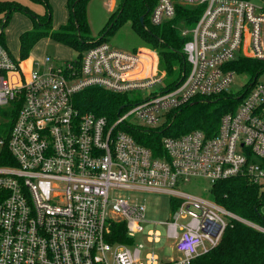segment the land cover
<instances>
[{"label": "built area", "instance_id": "2783aa9c", "mask_svg": "<svg viewBox=\"0 0 264 264\" xmlns=\"http://www.w3.org/2000/svg\"><path fill=\"white\" fill-rule=\"evenodd\" d=\"M106 4L113 11L115 0ZM179 11H191L195 23L182 30L188 67L177 80L155 49L126 51L103 40L80 61L45 57L29 71V56L15 59L0 43V264H162L154 252L143 255L139 235L180 253L166 264H190L219 244L231 219L252 225L181 187L205 179L211 195L214 184L234 177L264 185L258 76L248 75L214 135L163 137L156 157L130 134L165 127L198 97L230 93L245 75L229 68L233 62L264 61V0H157L148 19L159 26ZM90 87L126 95L115 120L75 107L74 96ZM122 190L169 197L164 234L144 231L146 205L114 196ZM116 223L126 224L128 243L107 240Z\"/></svg>", "mask_w": 264, "mask_h": 264}, {"label": "trees", "instance_id": "16d2710c", "mask_svg": "<svg viewBox=\"0 0 264 264\" xmlns=\"http://www.w3.org/2000/svg\"><path fill=\"white\" fill-rule=\"evenodd\" d=\"M33 1L45 5L46 10L43 15L32 12L16 1H0V16H2L0 43L7 48L4 29L13 13H26L33 20V29L23 32L19 37L20 57L28 56L38 41L48 37L70 47L77 54L74 60L80 61L85 51L98 42L108 41L109 34L114 35L123 25L129 23L143 43L159 52L160 67L167 72L170 79L177 80L188 67L186 56L182 51L188 36H183L182 30L192 28L195 23L191 11H179L180 13L173 20L155 26L150 23L148 16L157 0H122L118 10L110 17L105 27L106 34L94 39L86 20L85 7L88 0H68V21L58 29L52 27L53 15L49 1ZM142 16H145L143 23L140 21ZM229 68L256 78L264 72V61L241 59L233 62ZM125 101L126 95L97 87L86 88L74 96V105L80 113L106 116L111 121L118 117ZM239 101V97L230 93L198 97L181 110L172 113L165 127L150 131H131L130 134L142 145L151 149L154 156L161 157L164 154L163 137H178L195 129H201L209 136L214 135L222 115L229 108L237 106ZM263 186L252 183L246 177L229 178L214 184L211 197L231 213L264 228V215L260 212L264 204ZM107 240L114 244L128 243L130 238L126 224H113ZM190 264H264V231L231 219L219 244L208 253L193 259Z\"/></svg>", "mask_w": 264, "mask_h": 264}, {"label": "rangeland", "instance_id": "374dc122", "mask_svg": "<svg viewBox=\"0 0 264 264\" xmlns=\"http://www.w3.org/2000/svg\"><path fill=\"white\" fill-rule=\"evenodd\" d=\"M0 1H16L26 7H28L32 12L43 15L45 13L46 7L43 3L35 2L33 0H0ZM109 1V0H107ZM122 0H115V5L113 7L105 5L104 0H92L89 5V12L92 20V29L91 36L94 39L101 38L106 34V25L110 20V17L116 13ZM254 3L260 4L261 0H251ZM53 15V10H52ZM2 16H0V31L2 28L1 24ZM30 24V28L26 29L27 25ZM53 27V20H52ZM33 29V20L29 15L22 12H14L11 16L7 26L4 29L6 36V42L8 44L9 50L12 53V56L15 59H19L20 56L16 53L18 47L20 46L19 37L20 33ZM54 29V27H53ZM58 29V28H57ZM10 34V37H9ZM48 38V37H46ZM108 42L115 48L132 51L133 48H149L147 44L143 43L138 37L136 32L130 27V24L123 25L119 30H117L114 35L109 34L107 36ZM51 40V38H49ZM71 49H64L61 53L58 51V48L55 44L48 41V39H41L38 41L32 50L29 53V60L24 64L25 70H33L38 68L39 60H43L45 57H50L53 63H62L76 58V52ZM15 53V54H13ZM32 55H35L37 58H33ZM39 58V60H38ZM37 62L33 64L31 62ZM42 62V61H41ZM250 77L248 75L237 76L235 82L230 86V93L232 95H237L241 93L245 88V83L249 81ZM258 81L264 83V72L258 76ZM158 90V89H156ZM131 96V95H130ZM141 95L134 94V100H138ZM128 122L138 123V120L134 118H129ZM210 188V183L205 179H193L187 182L185 185H182L181 189L187 193H190L195 196L203 197L205 199L212 200L210 192L206 191ZM264 189V186H263ZM115 197L121 196L123 198H128L129 200L144 203L146 205V222L144 225V231L147 230H158L164 234L165 226L160 223L165 222L170 219V200L169 197L165 194H156L143 191H128L122 190L117 191L114 194ZM260 212L264 215V204L260 208ZM241 218V217H240ZM243 219V218H242ZM245 220V219H243ZM252 224L255 228H258L261 231H264V228L260 225L247 221ZM137 243H142L144 245L143 255L146 253L154 252L162 264L166 263H175L178 258H180V253L176 250H172L168 246L163 245L162 242H153L149 241V238L146 236L139 235L136 237ZM171 260V261H170Z\"/></svg>", "mask_w": 264, "mask_h": 264}, {"label": "crops", "instance_id": "0c3cea01", "mask_svg": "<svg viewBox=\"0 0 264 264\" xmlns=\"http://www.w3.org/2000/svg\"><path fill=\"white\" fill-rule=\"evenodd\" d=\"M49 1V4L51 5L52 7V10H53V17H52V20H53V27L54 29H57L59 28L61 25L65 24L67 21H68V18H69V10L67 8V2L68 0H48ZM92 0H88L87 3H86V20H87V23L89 25V28H90V31L92 29V20H91V15L90 12H89V5H90V2ZM106 1V0H104ZM30 28V24L27 25L26 29H29ZM23 33V32H22ZM20 33V35L22 34ZM9 37H10V34H9ZM45 39H48V41L52 42L53 44H55L58 48V51L61 53L64 49H71L70 47L68 46H65L61 43H58L54 40H49V38H45ZM5 41H6V36H5ZM7 44V42H6ZM20 45V44H19ZM8 46V44H7ZM9 48V47H8ZM19 49H20V46L18 47L16 53L19 55ZM72 50V49H71ZM73 51V50H72ZM71 51V52H72ZM75 52V51H74ZM15 54V53H13ZM29 56V55H28ZM33 58H37L35 57V55H32ZM39 60V58H38ZM43 60H39V62H41Z\"/></svg>", "mask_w": 264, "mask_h": 264}, {"label": "water", "instance_id": "95a60500", "mask_svg": "<svg viewBox=\"0 0 264 264\" xmlns=\"http://www.w3.org/2000/svg\"><path fill=\"white\" fill-rule=\"evenodd\" d=\"M144 18H145V16H142V17H141V19H140L141 23L144 22Z\"/></svg>", "mask_w": 264, "mask_h": 264}]
</instances>
